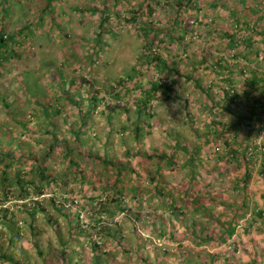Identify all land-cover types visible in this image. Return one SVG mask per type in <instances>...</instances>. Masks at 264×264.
<instances>
[{"label": "rangeland", "instance_id": "1", "mask_svg": "<svg viewBox=\"0 0 264 264\" xmlns=\"http://www.w3.org/2000/svg\"><path fill=\"white\" fill-rule=\"evenodd\" d=\"M142 2L60 0L55 18L48 23L45 14L44 26L30 24L32 33H23V43L11 47L14 55L0 66V264H65L60 258L63 244L66 264H264V200L258 194L264 192L263 175L249 188L248 197L257 204L238 218L234 234L220 246L207 243L234 215L225 205L241 206L234 164L214 154L224 139L212 122L233 123L244 112L241 105L229 104L223 90L243 93L240 68L249 67L248 76L254 70L260 82L264 78V37L252 34L246 59L239 52L242 46L232 47L226 33L237 38L245 29L239 32L236 25L244 26L256 14L264 18V0H149V10ZM178 2L185 7L177 10ZM12 7L4 20L10 34L35 20L42 9L37 0H20ZM143 27L158 32L159 38L173 29V38L164 36L165 43L154 49L168 68L138 59L146 41ZM128 73L143 86L155 81L172 91L159 90L147 100L134 83L129 89L116 85ZM225 78L232 79V86ZM110 84L120 92L119 98L107 95L116 102L113 109L107 110L104 101L95 106L86 99L87 90L105 93ZM248 91V105L264 102V83ZM142 100L151 115L142 117L136 138L135 107ZM211 134L209 143L205 138ZM256 139L264 142V129ZM56 141L81 154L77 165L64 161L53 146ZM198 144L195 204L186 197L192 169L182 164L184 148ZM52 147L45 161L51 175L40 179L33 161ZM161 154L174 160V165L162 162L164 195L154 193L156 182L147 173L156 171ZM97 157L99 171L105 169L102 175L93 170ZM7 164L12 181L4 187ZM124 166L113 190L107 179ZM16 170L20 178L33 180L32 185L23 183L22 192L13 176ZM116 192L120 201L113 202ZM9 223L13 242L5 228Z\"/></svg>", "mask_w": 264, "mask_h": 264}, {"label": "trees", "instance_id": "2", "mask_svg": "<svg viewBox=\"0 0 264 264\" xmlns=\"http://www.w3.org/2000/svg\"><path fill=\"white\" fill-rule=\"evenodd\" d=\"M58 1L60 0H37L39 4L42 5V9H40V13L38 14L37 18L33 20L32 22H28L25 26L21 28V30H18L17 32L10 34L8 30H5V24L4 20L6 19L7 15L9 12H11L13 9L12 3H20V0H0V66L2 65L3 62L7 61L9 56L14 55V50H11L16 44L18 43H23L24 39L22 37L23 33H32L31 31V25L30 24H36L37 27L44 26L45 23V17L44 15L47 14L49 20L47 21L50 23V21L55 18L54 17V11H55V5H57ZM188 3L191 2V0H187ZM193 1V0H192ZM198 1V0H195ZM244 4L249 2V0H241ZM261 0H259L260 2ZM25 2H28V0H25ZM224 0H219L218 3L222 4ZM178 7L177 10L184 8L185 6L181 5L179 2L177 3ZM145 6V9H150V3L149 0H143L142 5ZM259 8V6H257ZM89 12H94L95 10H88ZM137 18L135 15L133 17V20ZM104 19H102V22ZM174 22H178V12L176 13V16L174 18ZM263 23V25L260 24ZM244 28L245 31L244 33H238L236 34L237 38L235 37L234 34L227 32L226 35L228 36L230 40L231 46H242V50H240V54H242L246 59H248V56L251 55V48H252V42H251V37L253 36L252 34H260L264 37V18L260 14H256L254 19H251L250 21L246 22L244 26H238L236 25V30H239L241 32V29ZM141 36L143 39H146L144 44L142 45L143 52L141 53V56L138 57L140 61L144 60H153L155 63L156 67L160 70L168 68V65L165 60L161 58V56L155 54L154 49L155 48H160V46L165 43L164 38L165 37H172L173 34V29L171 32L167 34H163L160 38L158 35V32H153L152 29L149 28H141ZM60 32H63V30H60ZM100 33V30L98 31ZM96 34V42L99 44L100 42V34ZM162 34V33H160ZM165 36V37H164ZM264 40V39H262ZM169 44V43H168ZM167 44V45H168ZM94 54V53H93ZM94 56V55H93ZM151 56V57H149ZM257 56V53H256ZM251 59V58H250ZM218 67H222L219 62H217ZM138 67V66H137ZM248 68H240L238 71L240 78L242 80V92L240 93L236 90L234 91L233 88L229 87L228 89H224V95L229 100L230 103H236L241 105V108L244 109L243 114L238 118L235 119L233 123H224L221 121H214L213 123V128L215 133L218 134L219 132L221 133V136L224 139V144L223 148L220 150V147H218L215 151V155L217 156L216 158L218 160L225 159L226 162H232L234 164V178L233 181L235 183L234 189L238 191V197L240 198L241 206L237 209H235L234 205L226 204L225 207H228L231 212L234 213L232 214V218L225 224V226L218 232L217 237L210 236V239L207 241V243H210L211 246L217 247L223 244L230 238L236 229V222L238 221V218L240 219L241 217H246L248 214L251 213L253 210L252 207L254 208L257 204L255 201L252 200V198L248 197L249 193V188H252L251 186L254 183H258L260 175H263L264 178V142H257L258 139H256V135L259 131H262L264 129V102H260L259 105H248L246 101L250 97V91H248V88L250 86H257L258 84H263L264 83V78L261 77V80L263 82H260V76L257 78L256 72L253 70L251 73V76L246 75V72H248ZM173 73H175V70L171 69ZM135 74L134 73H128L126 77L119 79L116 81V85L118 86H123L124 88H128L130 85H133L134 87H140L139 89L142 90V94L145 96L147 100H150V98L157 93L159 90L162 92L166 91H172L169 87L168 84H163V83H157L155 81H151L149 84L146 86H143L140 84L139 79H135ZM229 86H232L233 81L231 78H225V80ZM115 85H109V87L106 88V92L103 93L102 89L97 90V91H88L87 90V96L86 99L93 103L95 106L98 105L99 101H104V103L108 108H114V105H116V102H111L110 100H107V95H113L114 98H119L120 97V92L118 91L115 93ZM201 86L199 85V88ZM90 88V86H89ZM88 89V88H87ZM101 95V96H100ZM147 101L142 100L139 103H137L135 110L137 111V118L135 120V124L133 127V133L136 138L139 137L140 132L142 131L141 129V123H142V117L143 116H150L151 113L148 111V106H147ZM247 104V105H246ZM75 106H77L76 103H74ZM46 111L47 109L44 108ZM89 110V109H88ZM87 111V110H86ZM88 112V111H87ZM86 112V113H87ZM82 114L81 117V127L78 129L79 131L77 134H75V138L72 141V143L75 145L74 148L78 147L77 145L79 144L78 141L80 140V135H81V129L85 125V119L87 115ZM214 137V134H211V137H206L205 141L211 142V139ZM54 144V143H53ZM57 149H59L62 158L64 161L70 162L71 164L77 165V156H80L81 154L76 150V149H68V143L67 142H55L53 145ZM54 150L52 147L48 152L45 153V155L42 157L41 160L38 161H33L34 166L36 170L40 174V179H47L51 174L46 170L45 166V161L46 158L50 156L51 152ZM186 154H185V159L183 161V166L190 167L192 169L191 173L192 175L190 176V185L188 188H186V197L188 201H194L195 204L198 203L199 195H197V192L195 191L194 186L196 185V175L198 168H200V155L199 152L201 150V146L198 144L197 146L193 147L191 150L184 148ZM155 156V155H154ZM8 155H4L3 159L6 160ZM159 162L157 163L156 171H149L147 172L152 176V180L156 182V187L154 189V193L158 195H164L165 191L162 187L164 186V182L160 180V170L162 168V162H166L167 164L174 165V160L172 159L171 156H167L165 154L157 155ZM88 158V157H86ZM149 158H153V156L150 155ZM89 159V158H88ZM94 159V164H93V170L94 172L98 171V175H102L101 171L105 169H101L99 171L98 165L101 163L100 158H93ZM2 160V158H0ZM90 160V159H89ZM173 160V161H172ZM105 163V162H104ZM199 163V165H198ZM199 166V167H198ZM6 167H10L9 164L4 166L3 170V176L1 179V183L6 187L5 182L7 184L12 181V177L8 176L6 173ZM92 170V171H93ZM123 170H125V166L123 168H119L116 175L113 177L107 179V183H110L112 185L113 190L117 189L118 184L120 183L121 180V175ZM209 171V170H208ZM201 175V174H200ZM14 177H17L16 181L20 184V192L23 190V183H30L31 185L33 184V180L31 179H24L20 178V173L19 171L16 170L15 174L13 175ZM151 180V181H152ZM264 181V180H263ZM257 189V188H255ZM27 190H24V193ZM240 191V193H239ZM255 193V191L253 190ZM260 196L261 200H264V192H259L258 193ZM117 192L112 195V200L113 202L115 201H120L119 197L117 196ZM208 213V210H206ZM229 211V212H230ZM261 214V213H259ZM6 218V216H3ZM0 222H3V218L0 220ZM5 228L9 232V242H13L12 239L15 238L14 232H11V224L9 223L8 225H5ZM196 241V240H195ZM197 242V241H196ZM203 242V241H202ZM198 243V242H197ZM64 245H62V252L60 253V258H61V263L66 264V258L63 257L65 254V248ZM4 259V256H3ZM8 262V259H7ZM186 264V263H183ZM207 264V263H204Z\"/></svg>", "mask_w": 264, "mask_h": 264}]
</instances>
